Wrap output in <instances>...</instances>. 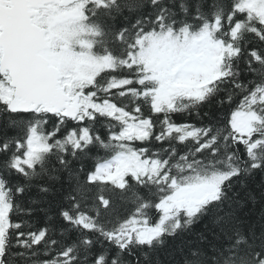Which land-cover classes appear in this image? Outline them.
<instances>
[{
	"label": "snow or ice",
	"instance_id": "obj_1",
	"mask_svg": "<svg viewBox=\"0 0 264 264\" xmlns=\"http://www.w3.org/2000/svg\"><path fill=\"white\" fill-rule=\"evenodd\" d=\"M0 264H264V0H0Z\"/></svg>",
	"mask_w": 264,
	"mask_h": 264
},
{
	"label": "trees",
	"instance_id": "obj_2",
	"mask_svg": "<svg viewBox=\"0 0 264 264\" xmlns=\"http://www.w3.org/2000/svg\"><path fill=\"white\" fill-rule=\"evenodd\" d=\"M178 119H181V118H178Z\"/></svg>",
	"mask_w": 264,
	"mask_h": 264
}]
</instances>
